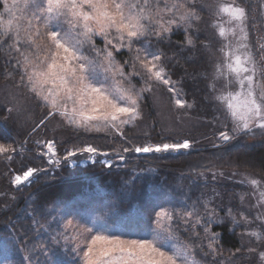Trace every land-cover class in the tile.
Here are the masks:
<instances>
[{"label":"snow or ice","instance_id":"obj_1","mask_svg":"<svg viewBox=\"0 0 264 264\" xmlns=\"http://www.w3.org/2000/svg\"><path fill=\"white\" fill-rule=\"evenodd\" d=\"M205 12L210 19L207 27L223 42L213 50L207 39L200 41L199 49L207 53L211 72L199 75L207 81L206 87L225 121V130L218 131L213 147L228 155L232 177H242L237 183L251 189L240 196V207L217 204L214 196L198 197L190 204V197H186L180 207L165 201L153 206L156 227L151 238L105 234L106 229L94 232L73 219L49 220L33 208L27 213L31 218L27 229L9 218L13 231L6 240L13 246L23 244L21 251L29 253L20 264H33L37 249L46 257L45 264H60L53 257L61 245L70 246L80 264H201L198 253L215 259L225 251V232L214 231L217 226L233 235L236 228H241L240 245L228 250V264H264V181L241 171L257 166L264 169V152L249 151L252 145L241 140L264 137V35L258 37L256 48L247 42L249 17L238 0H202L199 4L197 0H0V53L19 75V84L31 94L23 100L12 96L9 102L15 103L6 107L3 119L9 120L15 113V123L24 127L32 119L25 102L35 98L43 102L38 106L45 108L46 114L28 132V138L46 127L49 118L59 115L77 128L104 129L119 135L130 145L122 147V153L168 154L192 149L194 142L190 139L137 144L125 136L123 126L141 116L145 93L160 88L166 89L178 109L193 107L194 102L184 98L183 77L174 80L166 61L182 68L184 77L196 78L180 61L185 59V52L197 49L196 34L204 23ZM180 32L183 38L173 42L172 36ZM97 39L102 46H98ZM165 46L173 48L171 55H167ZM124 50L128 58L121 63L117 56H123ZM85 51L95 55L90 57ZM188 59L191 57L186 62ZM11 75L5 69V78ZM152 102L159 105L162 100L153 95ZM27 142L16 146L0 143V157L11 162L13 154L22 152ZM34 143L39 149L37 155L57 167L62 161L74 163L71 158L78 154L87 153L88 159L109 156L91 144L66 149V154L60 156L54 138H38ZM114 152L120 160L125 159L120 150ZM100 163L111 167L108 160ZM49 171L27 167L13 173L10 184L22 190L34 183L38 174L47 177ZM205 171L211 173L213 181L224 176L215 165ZM199 175L204 177L205 172ZM246 196L255 202L248 203ZM178 224L189 233L186 240L179 238ZM29 232L33 233L30 238ZM38 236L43 240H37Z\"/></svg>","mask_w":264,"mask_h":264},{"label":"trees","instance_id":"obj_2","mask_svg":"<svg viewBox=\"0 0 264 264\" xmlns=\"http://www.w3.org/2000/svg\"><path fill=\"white\" fill-rule=\"evenodd\" d=\"M244 3L247 4V1ZM247 10L249 27L253 34V25L256 27L262 23L254 0H250ZM202 15L204 18L208 17L206 12ZM207 22L205 20L203 25H199L200 32L196 34L198 35L197 49L185 52L183 54L185 59L180 61L189 72L196 76L195 79L184 77L183 69L174 67V61H166L169 68L172 69L174 80H181L183 77L181 87L184 89V98L189 103L194 102L191 109H181V112L177 110L178 115L186 116L193 122L211 121L216 114L215 101L212 99V93L206 87L207 81L199 75L200 73L211 72V67L207 62V53L199 49L200 41L207 39L212 44L213 50L218 48L216 39L210 36L207 31ZM182 38L183 33L180 32L172 36V41L175 42ZM251 41L253 48H256L257 40L254 36H251ZM164 50L167 55H171L173 48L165 46ZM89 55L90 57L94 56V53H89ZM189 56L191 59L186 62ZM127 58V51H124L123 56H117L121 63ZM5 69L12 73L8 78H5ZM134 79L138 80V78ZM6 90L9 92L15 91V97L31 95L27 93L23 85L19 84V75L11 68L10 64L5 63L3 54L0 53V143L16 146L23 144L26 139L28 140L24 144L22 152L13 154L11 162H7L3 157H0V264L2 258L8 259L9 264H20L22 257L29 254L21 251L23 244L13 246L12 243L6 240V237L8 233L13 231L9 218L12 221L24 224L25 229H27L31 225V218L27 213L31 212L33 208L36 209V213L47 216L49 220H52L53 217L57 220L60 215L69 214L67 210L72 211L73 215L86 211L103 212L105 220L109 224L123 226H131L140 221L151 224L154 217L153 206L164 203L156 201L162 196H167L169 201L180 207L186 197H190L187 200L190 204L198 197L207 198L218 193L221 198L215 203L219 204L226 201V203L223 202V205H232L238 208L239 192L243 189L242 184L228 178H220V176H217V179L213 181L211 173L205 171L213 165H215L216 171L222 170L231 174L233 170L229 164L228 155L223 150L213 147L218 131H222L218 126H214L213 122H209L208 128L203 131L201 136L194 137L190 131H174L167 134L163 130L151 94L145 93L146 99L141 101L142 113L145 119L135 128H123L125 136L131 138L137 144L159 142L162 139L170 141L185 138L193 141L194 146L188 151L182 150L178 153L168 154L122 153V147L130 145L126 144L114 132H92L66 125L54 127L52 126L54 123L52 118H49L46 122V127H42L31 138H28V132L31 131L35 123L43 118L46 109L38 106L42 103L35 98L28 99L27 107L32 113V119L24 127H18L15 123V113H13L11 119H3V115L6 114V107H11L15 103L14 100L11 103L9 102L11 97L4 94V92L7 93ZM156 91L163 103L171 108L170 94L167 93L166 89L160 88ZM38 138H54L58 142L60 156L66 154V149L86 144L97 147L101 152H108L109 156L96 155L92 159H88L87 153L78 154L76 157L71 158L75 161L74 163L68 164L62 161L59 167L49 165L46 158L37 155L39 149L34 141ZM208 138H211L213 142L210 143L204 140ZM196 140L200 141L195 143ZM241 140L252 145L249 151L256 154L264 152V138L248 141V137H242ZM114 150H120L125 159L120 160ZM102 160H108L111 167H106L100 163ZM27 167L47 168L50 171L47 177L38 174L39 178L34 183L30 186L25 185L22 190H17L10 184V177L15 172L22 169L26 170ZM241 171H247L255 178L264 181V169L259 166L246 170L242 169ZM200 172H205V176L201 177ZM230 194L232 197L227 201L226 198ZM11 196H15L16 199L13 201L10 198ZM5 205L8 207L6 208ZM97 206H101V208ZM221 215H223V212H221ZM55 227L56 224L53 223V228ZM177 227L179 238L186 240L189 233L183 231L182 225L178 224ZM213 230L225 232L226 239L222 241L225 249L223 255L213 259L211 255L203 257L202 254L198 253L197 258L201 260L202 264H220L221 260L228 264V250L240 245L238 234L241 232V228L235 229L236 235L227 233L223 226L214 227ZM21 231H24V229H21ZM32 235L33 233L29 232V238ZM36 239L43 240V237L38 236ZM44 242L47 243V241ZM206 244L207 241H205ZM204 251H207L206 247ZM32 259L33 264H36L37 260H39V264H45L46 257L39 254L37 249V254H34ZM53 259L59 261L60 264H74L75 262L70 260L73 259L71 247L65 248L63 245L56 250ZM235 264H248V261H236Z\"/></svg>","mask_w":264,"mask_h":264},{"label":"rangeland","instance_id":"obj_3","mask_svg":"<svg viewBox=\"0 0 264 264\" xmlns=\"http://www.w3.org/2000/svg\"><path fill=\"white\" fill-rule=\"evenodd\" d=\"M245 1H247V4L244 3ZM254 1L257 4V10L259 11L262 23L258 24L256 27H253V29H252L253 34H252V32L250 30V27H249V21H248L249 40L247 42L251 46H252L251 36H254V38L258 41V37L260 35H264V0H254ZM201 2H202V0H197V4H199ZM207 2L208 3H213L214 0H207ZM238 2L240 3V5L242 7H244L246 9V12L248 14V10L247 9H248V3H250V0H238ZM9 3H11V0H9ZM254 12L256 14V11H254ZM205 20L208 21L207 23H210L209 16L204 18V22H205ZM201 24L203 25V23H201ZM207 31L209 32L210 36H213L216 39L217 44H218V48H219L220 44L223 42V38H220L218 35H214L213 29H211V28H208ZM229 39H232L231 36H229ZM102 43L103 42L101 40L97 39L98 46H102ZM256 45L258 47V43H256ZM124 51H127V50H124ZM85 54L89 55V53L87 51H85ZM118 61H120V60H118ZM137 87H139V84H137ZM6 92L7 93L4 92V94L9 95L11 98H12V96H15V91L9 92L8 90H6ZM153 95L159 96L157 91H155L154 93H151L152 97H153ZM16 96H17V94H16ZM18 98L23 100L24 97L18 96ZM40 102L43 103L42 101H40ZM25 103H26V106H27L28 102L26 101ZM171 105H172V107L169 108L167 104L163 103V101L159 105H155L156 109L158 111V116H159V119L161 121L163 130L167 134H171L174 131H187V132L190 131V133L192 135H194V137H197L198 135L201 136L203 134V131L208 128L209 122H213L214 126L216 125L219 128H221L222 130H225L224 127H223V124H224L225 121H224V118H223L221 112L217 108V102L216 101H215V105H216L215 106V109H216L215 117L211 121L205 120V121H202V122H193L192 120H190L186 116L178 115V111L181 112V109H178L172 101H171ZM217 117L219 119H217ZM144 119H145L144 118V114L141 112V116L136 121L132 122L131 124L124 125L123 128H126V127H134L135 128L138 124H141ZM53 120H54L53 121L54 123H53L52 126H54V127H57L59 125H66V126L75 127L73 125L67 124L66 121H64L63 117H60L59 115H57L56 118L53 119ZM200 124H202L203 126L200 125ZM230 127H231V125H230V122H229V128ZM197 130H198V132H197ZM87 131L102 132V133L103 132H111L109 130H104V129H101L99 131H97V130H87ZM191 134H190V136H192ZM262 138H264V137H261V136L257 135L254 139L248 137V141L260 140ZM204 140L208 141L210 143L213 142L211 138H208L207 140L204 139ZM197 141H200V140H196L195 143ZM202 142H204V141H202ZM220 178H223V179L228 178V179L235 180V181H239V180L242 179V177L240 175L232 177V175L229 172H227V173L224 172V176L220 177ZM242 186H243V189L239 192L240 196L242 194H245V193L251 191L250 187H248V186H246L244 184H242ZM213 196H214L215 202H218L219 199L221 198L220 195L213 194ZM231 197H232L231 194L228 195V197L226 198L227 201L230 200ZM156 201L159 202V203H163L165 201H169V198L167 196H164V197L162 196V197L158 198ZM246 201L248 203H254L255 202V201H253L251 199L250 196H246ZM223 202L226 203V201H222V203ZM97 207L101 208V206H97ZM239 207H240V200H239V204H238V208ZM67 212L69 214H62V215H60L58 217L57 220L61 221V220H64V219H73L75 223H79L80 225H84V226L93 228L94 232L95 231H105V229H106L107 231L105 232V234L113 233V234L123 235L125 237H130V238H137L138 236H146L148 238H151L152 230L156 227V224L153 223L154 217L152 219L151 224H148V223L146 224L145 222L140 221V222H138L136 224H132L131 226L130 225H127V226L124 225L123 226V225L109 224L105 220V216H104L105 214L103 212L99 213V212H95V211H86V212H79V213H76L74 215H73V212L70 211V210H67ZM254 239L255 238H253V240ZM261 248H264V243L261 244ZM70 260L75 261L74 264H80V261H79L78 258L74 259V254H73V259H70ZM6 262H8V259L2 258L1 264H6ZM8 264H9V262H8ZM248 264H249V261H248Z\"/></svg>","mask_w":264,"mask_h":264}]
</instances>
